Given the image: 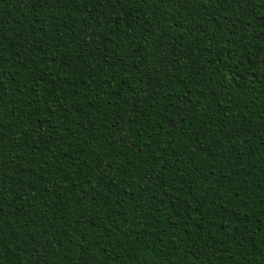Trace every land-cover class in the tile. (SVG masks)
Returning a JSON list of instances; mask_svg holds the SVG:
<instances>
[{"label":"trees","instance_id":"1","mask_svg":"<svg viewBox=\"0 0 264 264\" xmlns=\"http://www.w3.org/2000/svg\"><path fill=\"white\" fill-rule=\"evenodd\" d=\"M264 0H0V264H264Z\"/></svg>","mask_w":264,"mask_h":264},{"label":"snow or ice","instance_id":"2","mask_svg":"<svg viewBox=\"0 0 264 264\" xmlns=\"http://www.w3.org/2000/svg\"><path fill=\"white\" fill-rule=\"evenodd\" d=\"M262 71H264V57H262Z\"/></svg>","mask_w":264,"mask_h":264}]
</instances>
